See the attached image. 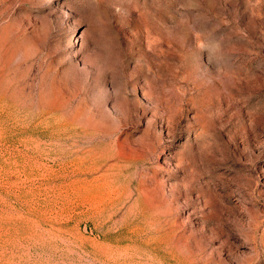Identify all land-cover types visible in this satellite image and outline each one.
<instances>
[{
	"label": "rangeland",
	"instance_id": "374dc122",
	"mask_svg": "<svg viewBox=\"0 0 264 264\" xmlns=\"http://www.w3.org/2000/svg\"><path fill=\"white\" fill-rule=\"evenodd\" d=\"M0 264H264V0H0Z\"/></svg>",
	"mask_w": 264,
	"mask_h": 264
}]
</instances>
